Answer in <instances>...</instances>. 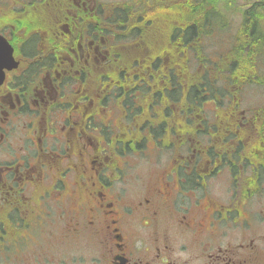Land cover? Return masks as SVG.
<instances>
[{"label":"flooded vegetation","instance_id":"1","mask_svg":"<svg viewBox=\"0 0 264 264\" xmlns=\"http://www.w3.org/2000/svg\"><path fill=\"white\" fill-rule=\"evenodd\" d=\"M148 2L0 0V38L13 58L0 79V264H264L250 207L264 178L259 163L245 159L249 150L210 160L193 142L181 148L179 138L163 148L152 121L178 124L181 106L150 97L144 144H134L122 92L101 90L100 76L117 65L121 79L140 76L139 85L155 88L160 70L148 61L185 58L184 32L173 39L163 22L148 27L141 13ZM241 113L235 121L246 131L252 124L256 136ZM153 151V170L127 159ZM159 152L168 156L162 163ZM222 172L220 199L207 182Z\"/></svg>","mask_w":264,"mask_h":264},{"label":"trees","instance_id":"2","mask_svg":"<svg viewBox=\"0 0 264 264\" xmlns=\"http://www.w3.org/2000/svg\"><path fill=\"white\" fill-rule=\"evenodd\" d=\"M150 3L153 8L149 7ZM157 5L158 9H156ZM263 5L264 0H149L146 7L141 10L142 13L147 14L148 27L151 29L159 27L163 22L165 30L170 32L169 36L173 39L178 32H184L180 50L185 53V58H170L154 62V68L165 70L162 74L159 72L164 83H168V77H171L173 82L175 76L173 72L179 77L180 89L177 93L181 98L179 116L182 121L178 124L165 119L162 123L152 121L155 122V130L151 129V132H159L164 137L161 144L165 149L171 148V142L168 139L175 140L174 143L178 145L176 140L179 138L181 148L187 149L190 147L188 143L193 142V148L207 151L206 154L210 160L229 159L235 154L232 151L245 148L249 150L245 159L250 163L254 160L259 163L262 182L264 178V103L250 106L246 114H243L253 119L252 123L257 127L256 136L252 133L255 131L252 130V124L248 125L250 130L246 131L240 128L244 122L235 120L242 115L240 110L242 89L245 86L264 88ZM218 7H221V10L224 7L225 11L221 12ZM217 13L223 14L221 21L217 20ZM241 13L243 22L234 27L233 35L229 36L222 57H217L220 53L215 54L220 51L219 49L204 46L205 50H203L202 42L205 32L211 30L220 32V27H227V21L224 19L231 20L233 15L240 16ZM173 20L184 25L181 29L166 27ZM221 22L224 26H221ZM188 23L191 24L188 26ZM169 43L176 45L175 40H168L167 44ZM194 52L197 55L192 56ZM213 55L216 56L213 57ZM121 68L122 66L117 65L111 75L102 73L101 90L106 91L111 87L116 96L122 92L125 103L129 104L130 116L133 117L128 122L131 141L142 145L144 144L142 136L144 121L142 122L141 118L145 112L143 103L148 97L154 102L162 101L156 94L162 85L158 79L155 88L142 87L138 84L142 82L140 76L121 79L120 75L123 72ZM115 73L114 79L118 81L114 83L111 79ZM151 78L152 76L149 75L148 85L153 84ZM169 98L163 101L172 102L173 92ZM209 104L213 107L210 113L206 111ZM192 116L197 118L195 121L197 126L184 122V118L189 119ZM207 117L211 119L207 121L202 119ZM172 132L180 136L173 137ZM245 142H247L246 145ZM222 149H228L229 153L215 152V150L221 152ZM253 150H259L260 154H256ZM234 160H240L242 163L243 159Z\"/></svg>","mask_w":264,"mask_h":264},{"label":"rangeland","instance_id":"3","mask_svg":"<svg viewBox=\"0 0 264 264\" xmlns=\"http://www.w3.org/2000/svg\"><path fill=\"white\" fill-rule=\"evenodd\" d=\"M103 1H105V2H114V1L120 2V1H124V0H103ZM263 7H264V5H263ZM218 9L221 12L225 11L224 7L222 8V10H221V7H218ZM222 16H223L222 13L221 14L217 13L216 14L217 20H222L223 19ZM230 17H229V19H230ZM238 19H239L238 15H233V18H231V20H228L227 18L224 19L227 21V23H226L227 27H225L224 24L221 22L222 23L221 26H224L225 28L219 26L221 28V30L219 33L215 34V36L213 35L212 32L209 33L210 36L209 35L206 36L207 34H205V37H204L203 42H202L203 43V50H205L204 46L207 48H211V49H219L220 51L215 52V54L218 55L220 53V55L217 57H222L224 55L223 49L226 46V44L228 43L229 36L233 35L234 27L239 24L240 20H238ZM156 54L159 55L160 51H158V50L151 51L150 52V58L155 59ZM215 56L216 55H213V57H215ZM153 63L154 62H152V61H148V65L150 67L153 65ZM162 73H163V71L160 69V74H162ZM160 74H159V78H160ZM173 75H175L173 77V82H171V80H172L171 77H168V79H169L168 83L163 82V77L160 78V80L162 82V86L158 91H156L158 99L166 100L170 97L171 92L174 91V92H176V96L173 99L178 100V101L181 100V98L178 96V93H177L178 90L180 89L179 88V77L176 76V74L174 72H173ZM189 85H186V87H188ZM201 85H203V84H201ZM189 87H191V86H189ZM240 97H241L240 109L243 112L245 110H248V108L250 106H258V105H261L264 103V88L255 87V86H252V87L245 86L242 89V91L240 92ZM185 101H186V103H189L188 100H185ZM113 107L114 106L110 105L111 110H114ZM212 109H213V107L210 104L208 105V107H206V111L208 113H210V111ZM246 112H244V114H246ZM211 117H212V115H211ZM211 117H207V118L211 119ZM180 121H182V120H180ZM154 154H155V151H153L151 153L148 152L144 155L136 152L134 154H129L127 159L129 161H131L133 164H136L135 167L138 168L139 171L142 170V168H140L141 166H146L145 169L147 167H149L150 168L149 170H153L154 169V163L152 165V162L150 160H154V157H153ZM163 158H168L167 153L159 152L157 159H155V161L162 163L161 160ZM207 183H208V186L210 188V192H211L213 197H217L220 199L224 198L226 188H227V180H226V175L223 172L214 178H210ZM262 193L263 194H261L260 198H254L253 200H251L250 207L252 210L255 211V214L253 216L255 217V219L257 221V225L253 228V232L255 234H258V235H261L264 237V218H260L259 214L257 213V212H259L261 215L264 216V185L262 186ZM263 245H264V243H263Z\"/></svg>","mask_w":264,"mask_h":264},{"label":"water","instance_id":"4","mask_svg":"<svg viewBox=\"0 0 264 264\" xmlns=\"http://www.w3.org/2000/svg\"><path fill=\"white\" fill-rule=\"evenodd\" d=\"M11 48L10 46L0 38V79L3 75L2 68L7 62L12 61Z\"/></svg>","mask_w":264,"mask_h":264},{"label":"bare ground","instance_id":"5","mask_svg":"<svg viewBox=\"0 0 264 264\" xmlns=\"http://www.w3.org/2000/svg\"><path fill=\"white\" fill-rule=\"evenodd\" d=\"M202 10V9H201ZM205 13V12H204ZM194 23V22H193ZM209 26V25H208ZM189 36V35H188Z\"/></svg>","mask_w":264,"mask_h":264}]
</instances>
